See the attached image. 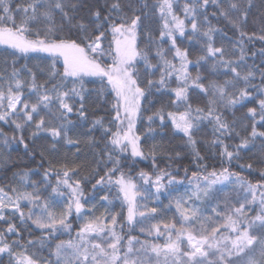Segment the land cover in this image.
<instances>
[{
  "label": "snow or ice",
  "instance_id": "obj_1",
  "mask_svg": "<svg viewBox=\"0 0 264 264\" xmlns=\"http://www.w3.org/2000/svg\"><path fill=\"white\" fill-rule=\"evenodd\" d=\"M0 49V264H264V0H0Z\"/></svg>",
  "mask_w": 264,
  "mask_h": 264
},
{
  "label": "trees",
  "instance_id": "obj_2",
  "mask_svg": "<svg viewBox=\"0 0 264 264\" xmlns=\"http://www.w3.org/2000/svg\"><path fill=\"white\" fill-rule=\"evenodd\" d=\"M254 47L255 48H259V47H261V45L259 44V42H256L255 43V45H254ZM3 56V51H2V49H0V57H2ZM251 62V61H250ZM20 63H24V61L23 60H21L20 61ZM237 115H239V113H237ZM7 130V129H6ZM257 144H259V141H257ZM257 151L259 150V149H256ZM13 155V158H15L17 155H18V153H13L12 154ZM187 161H185V163H186ZM30 166H32V165H30ZM37 235H38V233H37Z\"/></svg>",
  "mask_w": 264,
  "mask_h": 264
}]
</instances>
